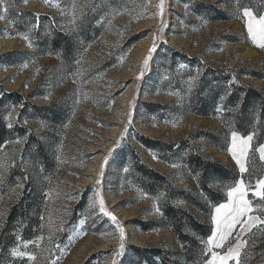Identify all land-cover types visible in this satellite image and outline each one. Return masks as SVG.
Listing matches in <instances>:
<instances>
[{
    "label": "rangeland",
    "instance_id": "rangeland-1",
    "mask_svg": "<svg viewBox=\"0 0 264 264\" xmlns=\"http://www.w3.org/2000/svg\"><path fill=\"white\" fill-rule=\"evenodd\" d=\"M74 3L83 8V15L75 21L71 15ZM158 4L159 0H0V15L5 16L0 19V86L7 95L18 93L28 98L32 106L52 108L44 113L57 121L48 125L38 117L21 120L29 138L44 146L54 160L46 175L32 163L34 144L26 139L0 148V162L5 164L0 169V232L2 220L23 192L20 187L1 186L15 164L28 185L40 192L36 238L16 240L6 247L2 244L0 264H113L119 234L99 212V205L93 206L97 189L126 234L125 252L115 257L117 264H159L157 257L148 254L155 249L161 250L167 264H184L182 250L167 229L152 227L144 232L135 224L136 220L148 222L160 216L155 211L158 200L139 184L137 166L158 172L177 189L199 199L202 194L179 167L159 160L142 140L177 145L184 155L194 152L207 157L234 170L237 181L243 179L253 188L256 180L264 177V161L253 140L249 172L241 177L228 152L231 134L224 136L216 121L198 119L181 110L183 94L192 91L188 81L201 75L198 70L185 76L184 57L215 70L245 69L264 76V48L260 47L264 38L249 35L243 16L245 8L257 19L264 16V0H165L163 17ZM99 9V38L76 51L71 64L35 52L34 37L52 30L72 36L83 19ZM23 35L30 37L31 48ZM154 37L156 51L137 80ZM239 80L264 92V79ZM1 111L7 125L20 121L22 107H3ZM213 137L222 138L223 148L214 145ZM224 196L226 203V192ZM248 199L257 208L264 204L251 192ZM177 207L186 209L182 204ZM193 214L204 219L199 212ZM209 223L213 230L211 217ZM239 228L237 225L236 231ZM242 239L248 242L242 251L244 264H264V225L253 227ZM235 243L234 232L223 248L214 251L224 253ZM205 244L202 257L210 259ZM13 248L35 254L37 260L13 257Z\"/></svg>",
    "mask_w": 264,
    "mask_h": 264
},
{
    "label": "trees",
    "instance_id": "trees-1",
    "mask_svg": "<svg viewBox=\"0 0 264 264\" xmlns=\"http://www.w3.org/2000/svg\"><path fill=\"white\" fill-rule=\"evenodd\" d=\"M100 12L101 9L84 18L80 29L72 36L52 30L42 37H34L35 52L41 56L58 59L61 63H65L64 65L67 64L66 62L71 64L72 56L76 51L91 45L99 38L102 31L101 26L98 25ZM184 60L187 63L185 76L189 77L198 70L201 75L192 91L187 95L183 94L181 110L198 119L216 121L222 128L224 136L236 131L243 137L252 135L255 148L262 145L264 142V92L239 79L243 77L264 79V76L245 69L215 70L203 65L199 60H189L185 57ZM222 96L223 102L220 101ZM27 99L18 93L7 95L0 86V148L5 144L26 139L31 142L30 144H34L32 163L46 175L54 160L46 154L44 146L37 140L36 142L29 138L28 131L21 127L23 123L21 120L38 117L48 125H55L57 121L50 119L44 113L52 108L32 106ZM18 106L22 107L20 121L8 127L2 118L1 108L5 107V110H8ZM218 106L221 107L220 112L216 111ZM221 139V137L212 138L214 145L218 148H223ZM142 143L154 152L159 160L171 164L177 162L180 173L195 182L196 190L202 194V197L199 199L191 192L177 189L169 178L143 165H138L137 170L141 174L139 184L143 186L146 194L159 198L157 206L162 214L148 222L136 220V226L144 232H149L152 227L167 229L182 250L184 264H198L202 259L206 260L207 258L202 257V246L212 234V226L209 223L210 212L215 205L225 202L224 193L227 191V186H233L238 175L234 170L194 152L184 155L181 153L180 146L149 140H142ZM134 170L135 168L131 166L130 171ZM21 184H23L21 196L2 220L0 246L14 245L13 242L16 240L29 241L37 236L40 192L37 193L28 185L19 164H15L1 182V186L16 188ZM178 203L186 209L177 207L175 204ZM193 212H199L204 219L199 220ZM140 253L147 254L145 251ZM148 254L157 257L159 264H167L161 250L155 249Z\"/></svg>",
    "mask_w": 264,
    "mask_h": 264
},
{
    "label": "snow or ice",
    "instance_id": "snow-or-ice-1",
    "mask_svg": "<svg viewBox=\"0 0 264 264\" xmlns=\"http://www.w3.org/2000/svg\"><path fill=\"white\" fill-rule=\"evenodd\" d=\"M48 0H45L47 3ZM84 7H87L85 5ZM159 9V15L163 17L164 8H165V0H159V4L157 5ZM71 15L73 21H75L79 15H83V8L79 7L75 3L71 8ZM243 16L246 18V26L247 31L250 36L255 39L256 35L264 38V16L259 17L257 19L253 13L245 8L243 10ZM0 19H5L4 15H0ZM163 23V21H162ZM33 27H36L35 25ZM27 42L29 48H31L32 41L28 35H23L21 37ZM156 38L154 37L152 47L149 48L147 55L143 60V66L141 68V74L137 77V80H140L143 77L144 71L147 69L149 62L153 56V53L156 51ZM261 48H264V44L260 45ZM79 63V61H77ZM28 65L25 63L24 67ZM79 75V73H78ZM197 77H193L188 81V90L191 91L192 88L196 84ZM47 99V97H45ZM224 97H220V101L223 102ZM79 101H77L78 103ZM217 112L221 111V107L218 106L216 109ZM131 117V114H130ZM11 123L8 124V127H11ZM42 126H44L42 124ZM127 131V130H125ZM253 140L252 135H248L247 137L240 136L236 131L231 132L230 136V145L228 147V152L232 157V160L235 162L241 177L246 172H249L248 161L250 151L252 150L251 142ZM17 143H22L23 141L17 140ZM120 141H117L119 144ZM256 152L259 153L260 159L264 161V145H260L255 149ZM156 159V157H153ZM59 160L60 157H57ZM107 157L105 158V162H107ZM172 167H179L177 164H172ZM5 164L0 162V169H3ZM124 172H128V168L123 169ZM101 181L98 179L96 184L99 185ZM18 187L23 188V184L18 185ZM249 192L253 197H258L260 201H264V177L258 178L255 182L254 188L250 184H246L243 179H240L235 182L234 186H227L226 203H220L215 205L213 208V212L211 214V223L213 225L212 234L208 237L205 247L207 252L211 253V258L205 261V264H228L229 261H234V264H244L242 260V251L245 249L247 245V241L242 239V237L250 233L253 227L258 225H264V204L259 206L258 208L253 205V202L248 199ZM46 195H50V193H46ZM159 199V198H157ZM96 204L99 205V212L108 218L111 221L112 225L115 227L116 232L119 234V247L115 251L113 264H117L115 257L122 256L125 252V238L126 234L123 230L122 225L118 222L117 217L113 215L110 211L105 207V202L101 196V192L99 189L96 190L95 198L93 206ZM179 206V203L177 204ZM157 214H162L161 209L156 207L155 209ZM257 213V214H253ZM237 225L240 226L239 231H236ZM51 230V221H49L48 225ZM235 232L236 243L227 248V251L224 253H219L214 251V249L223 248L225 243L229 240V237H232ZM36 246L39 247V242L36 241ZM28 244L25 243L24 247L27 248ZM11 255L13 257H24L27 256L29 261H36L37 256L32 253L21 252L18 248H13L11 250ZM51 264H56L55 261H52Z\"/></svg>",
    "mask_w": 264,
    "mask_h": 264
}]
</instances>
